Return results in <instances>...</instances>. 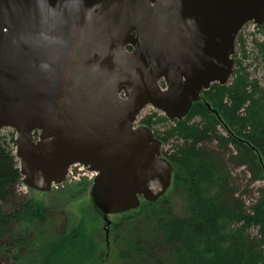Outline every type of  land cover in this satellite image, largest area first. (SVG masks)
I'll return each mask as SVG.
<instances>
[{"label": "water", "instance_id": "water-1", "mask_svg": "<svg viewBox=\"0 0 264 264\" xmlns=\"http://www.w3.org/2000/svg\"><path fill=\"white\" fill-rule=\"evenodd\" d=\"M247 24L264 25V0H0V131L16 135L23 185L47 193L75 164L97 174L108 242V216L170 187L161 143L135 119L151 106L180 122L226 86Z\"/></svg>", "mask_w": 264, "mask_h": 264}, {"label": "trees", "instance_id": "trees-1", "mask_svg": "<svg viewBox=\"0 0 264 264\" xmlns=\"http://www.w3.org/2000/svg\"><path fill=\"white\" fill-rule=\"evenodd\" d=\"M258 28L263 39L255 46L264 60V25ZM236 43L244 55L240 33ZM234 78L230 87L212 85L203 92L185 119L164 133L165 141L179 142L163 158L172 169L171 188L183 198L184 213L163 207L165 198L141 203L112 224L109 241L102 240L106 254L100 255L101 262L264 264V194L246 212L227 167V162L245 167L264 183V88L240 68ZM195 118L199 122L191 124ZM150 119L143 121L147 128ZM13 146V136L0 137V264H78L75 254L87 242L82 227L57 230L45 204L17 192L21 177ZM223 223L234 227L230 235L221 234Z\"/></svg>", "mask_w": 264, "mask_h": 264}, {"label": "rangeland", "instance_id": "rangeland-1", "mask_svg": "<svg viewBox=\"0 0 264 264\" xmlns=\"http://www.w3.org/2000/svg\"><path fill=\"white\" fill-rule=\"evenodd\" d=\"M240 38L244 44L245 54L241 53L239 44H235L233 60L235 62L234 71L225 87H230L233 83L235 70L239 68L247 75L248 80L256 82L260 88H264V60L257 52L256 43H261L262 29L247 25L242 29ZM238 63V64H237ZM240 64V65H239ZM234 78V79H233ZM150 119L148 128L152 131L154 137L161 142V155L167 157L171 154L173 147L179 144L176 139L164 140V133L174 127L175 122L165 120L162 113L158 112L151 106L145 107L137 117L135 126H144L143 121ZM192 123H198L199 119L191 120ZM147 127V126H146ZM219 134L224 136V131L220 127L217 128ZM16 138L15 133L10 129L0 131V137ZM164 141V142H163ZM13 152L15 146L11 147ZM229 150L233 151L232 148ZM14 154V153H13ZM17 161V160H16ZM18 163V161H17ZM228 171L232 177V183L235 187L236 198L242 202L246 212H250V208L260 199L261 194H264V183L255 180L245 167H238L230 162H227ZM19 166V165H18ZM92 177L80 172L78 168L71 169L69 178L61 186L53 187L47 195L36 193L25 188L22 183L17 186V192L21 196L45 204L51 215H48L49 221L61 232H72L76 227H82L87 242L81 253L75 254L78 264H106L105 261L99 259L105 257L106 249L103 250L102 240L105 239L103 227L104 223L99 219L90 199ZM203 191L206 186L200 187ZM165 199L167 202L163 207L170 205L175 214L181 215L184 213V201L178 193H174L172 188L166 193ZM143 203V202H142ZM137 211V210H135ZM132 212V211H131ZM128 212L125 215L131 213ZM122 216H108L107 219L113 224L118 223ZM225 225V226H224ZM224 229V230H223ZM234 227L222 224V235H230ZM112 233V227H111ZM251 235H255V230H249ZM79 251V250H78ZM97 260H100L97 263ZM107 260V257L105 258ZM75 261V260H74Z\"/></svg>", "mask_w": 264, "mask_h": 264}]
</instances>
